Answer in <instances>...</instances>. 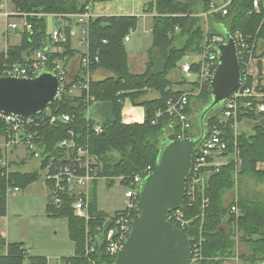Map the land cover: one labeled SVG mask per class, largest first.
Listing matches in <instances>:
<instances>
[{"label":"trees","instance_id":"16d2710c","mask_svg":"<svg viewBox=\"0 0 264 264\" xmlns=\"http://www.w3.org/2000/svg\"><path fill=\"white\" fill-rule=\"evenodd\" d=\"M108 0H11L13 8L25 14L31 25L30 30H21L20 42L7 46L10 60L26 62L36 50L49 47L50 38L46 31V16L54 15L58 25L63 28L66 40L64 52L49 53V62L54 59L82 57V53L71 46V27L75 24V15L86 11V7L95 2ZM217 0H153L143 6V12L153 13L151 27L152 44L147 50L149 61L146 70L141 74H133L127 66V54L123 44L124 37L137 26L138 16H96L88 20V55L91 59L97 56L98 61L90 66V72L101 69L107 74L100 80L89 79L90 93L95 97L94 117L87 120L79 104L61 100L60 110L74 115L75 125L80 135L87 137L90 149L103 162L101 177H105L106 185L111 186L117 178L123 177L120 183L126 184V178L134 173L142 172L146 167L155 168L160 147L164 141L177 138L180 133L178 124L166 114L156 118L159 110H164L167 98L177 96L181 90L174 85H184V80L173 82L169 73L178 68V63L189 53H201L208 41L215 35L223 37V30L230 35L238 31L244 38L251 56L259 41H264V0H258V8H253V0H220L226 3L223 14L221 10L208 13L210 5ZM204 13L208 19L218 21L224 29L202 26ZM224 38V37H223ZM239 50V47H238ZM264 54V50L262 54ZM1 56V55H0ZM239 67L243 77V65L239 59ZM84 68L80 66L73 79L83 80ZM197 69V65L193 66ZM251 85L247 75L246 86ZM260 92L264 88L257 86ZM149 92H155V98H147ZM209 103L211 99L210 85H206L196 95L189 97L186 112L191 116L192 100ZM125 99L135 106L144 108L142 123L125 124L121 119V109ZM250 102L246 112H240L238 122L252 123L249 130H233V120L226 125L228 155L236 148L241 159V168L235 170L232 158L222 164L217 171L211 172L206 181L203 194L198 193L192 203L184 201L181 210L184 217L190 219L184 232L194 244L201 238L200 258L194 264H222L229 257L235 256V239L245 244L249 253L238 254L240 264H256L264 260V201L257 197L242 193L240 187L244 178L263 181L264 172L258 170V162H264V111H256L258 103L264 104V97H249L240 103ZM244 111V108H240ZM221 106L212 111L205 119V126L218 124ZM156 119V120H155ZM155 120L153 123L152 121ZM100 122L102 131L99 134L86 132L88 126ZM65 123L50 126L46 135V152L52 153L53 145L65 135ZM6 124L4 114L0 112V136L4 135ZM194 123L185 132L187 136H196ZM89 133V135H87ZM87 135V136H86ZM235 141V146H234ZM1 158V150H0ZM33 154L28 153L27 159ZM26 163V159L9 160V172L3 174L0 167V216L6 211V189L9 185L24 189L40 177L45 165L43 160L39 168L22 171L16 168ZM96 184H90L89 214L86 223L76 217L71 208L70 198H66L63 206L55 210L48 202L46 211L50 215L67 220L69 238L75 245V253L61 259L69 264H91L94 260L101 263L106 259L104 252L103 230L109 224L107 213L98 209ZM236 190V196L225 201L226 192ZM206 203L202 208V203ZM236 206L238 213L232 212ZM119 213L115 211L114 214ZM48 214V215H49ZM226 224L227 227L223 225ZM102 230V231H101ZM94 245V251L85 256L86 239ZM7 247L6 254H0V264H44V257H25L21 246L23 242H8L0 234V251Z\"/></svg>","mask_w":264,"mask_h":264},{"label":"built area","instance_id":"2783aa9c","mask_svg":"<svg viewBox=\"0 0 264 264\" xmlns=\"http://www.w3.org/2000/svg\"><path fill=\"white\" fill-rule=\"evenodd\" d=\"M11 0H0V12L8 20L6 24L7 30H30L31 25L25 19V14L15 8L8 9L7 5ZM226 3L217 5L212 3L208 13L221 10L223 14ZM253 8H258V0H253ZM207 13H204L206 15ZM89 6L86 11L75 15L77 24H80L79 44L88 46V20ZM11 19V20H10ZM13 19H20L21 22ZM237 45L238 60L240 59L243 65V77L238 88L234 90L220 105L221 116L218 119V124L205 127L203 139L193 150L192 164L190 172L186 179L185 197L186 200L192 203L196 194H203L206 181L211 172L217 171L222 164L229 161L230 158L235 163L236 172L241 168V159L238 150L235 148L231 155H228V142L226 140V125L228 121L233 120V130L236 134L239 130L240 123L238 116L240 112H246L250 106V102L240 103L243 98L261 97L262 93L254 86H246V78L248 74L249 61L252 58L251 50L247 48V44L243 36L236 31L231 35ZM50 45L39 50H36L28 61L22 63L15 60H10L7 55V48L0 50V77H36L41 72H49L55 75L58 79V91L54 103L61 100L79 104L83 110L84 117L90 120L94 117V106L96 103L95 97L90 93L89 79L91 78L90 66L93 62H97L95 56L90 58L88 52H82L80 64L84 68L83 80L77 79L73 81L68 75L66 62L64 59H54L49 62V53L64 52L63 45L66 40V35L62 27L55 26L49 34ZM127 39V37L125 38ZM224 41V38L218 35L213 36L208 44L205 45L199 57L190 61H185L180 64V70L184 76V81L187 82V89H183L177 96L167 98L164 110H159L156 113V118L166 114L174 120L180 129L177 138L191 137L185 135V132L192 127L191 116L186 112L189 103V97L196 95L206 85H210V80L214 70L218 65L217 46ZM239 47V50H238ZM197 65L194 70L193 66ZM241 72V71H240ZM190 74H195L196 78L189 80ZM48 105L41 112L30 116L21 117L14 114H4L6 124L4 144L1 150L0 167L3 169V174L9 172L7 154L14 150L16 146L22 144L25 150L33 154V158L40 162L45 161L42 171V177L48 190V202L55 210L63 206L66 198L71 200V208L73 214L83 219L86 223L90 220L89 200H90V184L97 181L103 171V162L99 156L93 153L90 149L87 137L80 135L77 126L75 125L74 115L60 110V105L50 107ZM244 108L241 111L240 108ZM256 111H264V104L258 103ZM156 120V119H155ZM155 120L152 122L154 123ZM59 123H65L66 130L62 139L58 140L52 147V153L46 152V135L47 129L50 126H55ZM102 131L100 122H94L88 126L86 132L91 134H99ZM234 141V146H235ZM153 171L150 166L146 167L140 173H134L131 177L126 178L127 183L123 184V197L125 199L123 208L118 210L117 214H108L106 217L109 227L103 232L104 252L106 259L101 263H96L91 260V264H113L118 251L126 240L131 230L133 221L139 216L137 209V201L139 197L140 184L143 179ZM105 178V177H102ZM123 177L116 180L120 183ZM13 191L21 190L18 186H12ZM182 205L175 210L166 213L167 220L184 231L187 228L190 219L184 217L181 210ZM206 203H202V208ZM232 212L238 213L237 207H231ZM201 238L192 244V258L190 264H194L200 258ZM25 257L31 256L29 249L24 245L20 247ZM94 251V245L86 239L85 256ZM7 253V247L0 251V254ZM44 264H51L49 258H44ZM37 264V263H33ZM55 264H69L61 258L55 261Z\"/></svg>","mask_w":264,"mask_h":264},{"label":"water","instance_id":"95a60500","mask_svg":"<svg viewBox=\"0 0 264 264\" xmlns=\"http://www.w3.org/2000/svg\"><path fill=\"white\" fill-rule=\"evenodd\" d=\"M217 46L218 65L210 80L211 99L195 113L198 134L164 141L155 168L141 182L139 216L113 264H190L192 244L187 234L172 225L166 213L178 209L184 200L192 154L205 133V119L238 88L241 72L237 45L223 30ZM58 79L49 72L36 77H0V112L33 116L54 103Z\"/></svg>","mask_w":264,"mask_h":264},{"label":"crops","instance_id":"0c3cea01","mask_svg":"<svg viewBox=\"0 0 264 264\" xmlns=\"http://www.w3.org/2000/svg\"><path fill=\"white\" fill-rule=\"evenodd\" d=\"M153 0H108V1H102V2H95L89 5V17H96V16H138V22L135 29L131 30L123 39V44L126 50L127 54V66L131 73L133 74H141L143 73L147 68V62L149 61V57L147 54L148 48L152 44V36H151V27H152V21L154 14L153 13H145L143 12V6L145 3L150 2ZM217 5H221V1H216ZM8 9L13 8V4L11 1L7 5ZM51 17H54L55 26L58 25L57 18L54 15H50ZM203 21H205V25L207 27H215L217 30L224 29V26L219 23L216 20L208 19L206 15H203ZM11 20V19H10ZM15 21L21 22L20 19H13ZM7 19L5 16L0 12V50L3 48H7L8 45H17L20 42V29L16 30H7L6 24ZM59 26V25H58ZM80 24H77L75 20V24L71 27L70 34H71V46L73 49L82 52H88V46H82L79 44V38H80ZM127 37V39H125ZM264 50V41H259L257 43V47L255 49V56L252 57L249 61V68H248V74L251 78V84L254 85L256 88L257 86L264 88V54H262V51ZM200 54V53H198ZM187 60H184V58L178 63V69L180 70V64L185 62ZM80 62L79 58L74 57L68 59L66 62V68L68 75L71 79L76 77L77 73L80 70ZM91 78L93 80H100L106 76V72L101 69H96L93 72H90ZM182 74V73H181ZM183 77V76H182ZM179 81V80H178ZM175 81V82H178ZM176 85V84H175ZM174 85V88H175ZM185 85V84H184ZM178 90H181V88H175ZM261 97H264V92H261ZM157 94L155 92H149L147 94V98L152 99L155 98ZM193 102V100H192ZM194 111V110H193ZM195 112V111H194ZM194 112H191V116L194 115ZM193 114V115H192ZM144 108L142 106H135L133 105L129 99H125L123 102V106L121 109V119L122 122L125 124H131V123H142L144 121ZM241 124H247V126L252 125L250 122H241ZM4 144V137L3 135L0 136V150H2ZM19 146V145H18ZM18 146L14 148L13 151L9 152L7 154V157L10 158L13 156L12 159H15L16 156L19 158L17 160L25 158L28 156L27 151L25 148L21 150V152L18 151ZM10 154V156H9ZM34 159V158H32ZM32 159H30L28 162H32ZM37 161V167L39 168L40 161L36 159ZM28 163L22 164L20 167H28ZM256 168L262 172H264V162H258L256 165ZM242 193L247 194L248 196L257 197L258 199H261L264 201V179L263 181H257L253 178H244L242 185L240 187ZM24 193H26L28 196L36 197V198H46L48 201V190L47 186L44 182V179L42 177V174L40 172V177L27 185L24 190ZM237 191L233 190L232 192H226L223 195V198L225 201H227L230 198H233L236 196ZM101 210V209H100ZM103 211V210H102ZM118 211V210H117ZM106 213V212H105ZM224 227H227L226 224L223 225ZM0 234L6 239L8 242H22L21 240H13L9 239V231L4 228V226L0 225ZM25 246L29 249L31 256H39L44 258L52 259L49 256L46 255H39V254H33L31 246L29 245ZM249 253L248 247L240 243L238 241V238L235 239V256L226 258L222 264H240L238 259V254H247ZM62 257H57L54 259H59ZM256 264H264L263 261H259Z\"/></svg>","mask_w":264,"mask_h":264},{"label":"rangeland","instance_id":"374dc122","mask_svg":"<svg viewBox=\"0 0 264 264\" xmlns=\"http://www.w3.org/2000/svg\"><path fill=\"white\" fill-rule=\"evenodd\" d=\"M204 23L205 21L202 19V26L206 31L207 26ZM54 25V17L47 15V33L50 34L54 28ZM199 55L200 54L198 53H189L185 55L184 60L191 62L193 59L198 58ZM182 76L183 75L180 73L178 68L172 70L169 73V79H171L174 83L178 80L181 81V79L184 77ZM195 78V74H190L188 77L189 80ZM184 82L185 85L180 86L176 84L175 88L187 89L190 87L187 85L186 81ZM202 107L203 103L193 98L192 112L195 111L194 115L197 110L201 109ZM194 115L191 116V121L194 123L193 130L194 133H196L197 128L195 125ZM239 129L249 130L250 126H247V124H241ZM23 147L24 146L22 144H19L17 152L20 153L21 150L24 149ZM12 158L13 156L10 158V160L17 161L19 157L16 156L15 159ZM26 161L29 164L28 167H21L19 168L20 170L32 171L37 169V161L35 158L32 159V162L30 163L28 162L29 159ZM12 186L13 185H9L6 189V211L4 215L0 216V225L2 224L4 228L9 231V239L21 240L24 245L26 244L29 245V247L31 246L33 254L51 257V264H55L56 259L54 258L68 257L73 255L75 253V245L69 238L66 218L50 215L46 211L48 201L45 197H31L23 192L24 189H21L17 192L13 191ZM96 197L98 209L103 210L107 214H112L115 211L123 208L125 202L123 197V184L116 180L111 186H107L106 179L100 177L96 184Z\"/></svg>","mask_w":264,"mask_h":264},{"label":"flooded vegetation","instance_id":"af4514ba","mask_svg":"<svg viewBox=\"0 0 264 264\" xmlns=\"http://www.w3.org/2000/svg\"><path fill=\"white\" fill-rule=\"evenodd\" d=\"M195 116V115H194ZM195 125H196V120H195ZM196 128H197V125H196Z\"/></svg>","mask_w":264,"mask_h":264}]
</instances>
